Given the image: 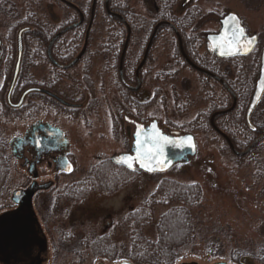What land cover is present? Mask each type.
<instances>
[{"label":"rangeland","instance_id":"1","mask_svg":"<svg viewBox=\"0 0 264 264\" xmlns=\"http://www.w3.org/2000/svg\"><path fill=\"white\" fill-rule=\"evenodd\" d=\"M65 1L74 5L79 11L81 10L83 23L80 21L82 25L75 32L73 30L65 34L62 43L64 50L69 49L68 46L71 44L75 52L81 50L83 35L91 22V15L93 17L86 55V60L90 63L84 62L76 66L73 71L67 74V79L57 87V91L62 93L64 91H74V93L79 91V94L83 92L85 95L80 103L84 108V105L87 106L91 99L86 89L89 85L94 84L90 87H92V92H95L94 100L99 102V108L96 109L97 104H95L96 106L92 107L94 109H88L87 112L84 110V117H76L77 120L54 113L50 115L43 110L42 106L40 114L34 120L31 118V107L18 112H13L8 107L6 109L5 96L16 61L15 38H17L18 32L23 28H28L30 32L39 30L41 36L45 35L47 39L62 28L68 29L66 31L72 30L68 25L78 24L81 18H77L72 7L65 5L60 0H0V9L6 11L11 4L14 8V12L11 13L12 19L8 17V11L0 14V135L6 143L5 153L8 158L6 185L0 193V213L13 207L11 193L15 190L25 189L30 185V174L27 173L28 161H21L22 158L16 157V154L12 152L16 140L24 138L23 136L31 124L35 121L48 122L61 128L70 140V150L76 163V169L72 175H56L52 168L47 167V164L38 167L42 181H53L54 188L50 196L54 197V194L59 193L58 191L64 186L82 180L89 171L88 169L98 162L101 164V161L124 152L122 142H115L110 132L111 107L114 106V109L116 108L114 114L119 117L122 124V141L124 139L128 141L127 149L132 143L134 125L138 123L147 126L155 120L158 122L160 130L166 135H193L196 155L189 157L187 163L174 164L170 170L164 173H145L144 175L138 173V177H135L124 188L116 191L114 196L102 197L97 194L100 196L98 197L95 194L91 195L88 200L86 199L82 206L77 207L78 209L69 206L63 208L69 216L73 211V215L76 213L80 217L77 222L84 229L79 231L80 227H77L75 232L86 234L85 230L99 227L97 232L100 233L101 228L105 227L109 221L115 229L114 241L126 243L128 234L124 227H120L121 219L129 208L136 210L141 207L144 204L143 201L154 192L157 181L165 178L180 184L199 185L202 190V199L191 210L194 217L195 238L193 242L179 248L178 253L182 259L195 261L198 264H207L213 260L230 263L234 253H245L247 264H259L254 259L261 247L264 246V178L259 165L243 163V161L240 163L242 165L238 166L229 154L230 152L227 153L224 148L222 137L211 132H204L202 126L192 123L198 112L208 108L210 102L224 101L227 94L212 81L208 84V89L199 84L198 74L185 68L176 56L174 52L176 38L167 31L160 36L156 35L151 42V50L148 52L150 62L143 72L144 84L141 94L145 98L142 99V102L147 103L146 107L138 106L136 108L133 106L131 109H125L118 103L119 91L112 86L114 77L107 70V64L110 62L109 55L107 58V54H110L109 45L118 46V43L123 42L126 35L125 28L107 24L104 19L105 15L109 13L105 4L106 0H96L93 12V0ZM114 1V3L125 5L129 17L127 23L132 27L131 46L128 53L130 69L132 67L131 57L136 58L138 53L144 50L142 47L145 46L148 33H150V25L153 23L152 16L158 15L163 10L165 15L163 19L167 21L172 17L173 21L182 26V29L186 23L185 17L192 22V26L182 31L184 37L197 39L196 44H199L197 51L200 56L204 51V37L209 33H216L219 29V22L227 20L231 16H236L235 18L238 19L242 27L251 35L257 34L261 40L264 39V0ZM73 19L74 21L71 22ZM24 22L31 23V25ZM16 24L19 25V28H16L14 36L10 38L9 29ZM25 33L22 34L21 40L23 58L20 69L22 80L17 84V88L20 89L19 93L23 91L22 86L26 88L31 84V78L35 80V83H44L48 75L44 64L31 65L32 59L30 58L32 56L35 58L34 54L36 53L40 54L41 46L32 41L34 38L27 43L28 38L26 40ZM181 37L183 39V35ZM139 49L141 50L139 51ZM118 51L119 49L113 52L117 54ZM207 59L206 56L205 65L209 63ZM34 62L42 63V59L39 58ZM253 62L254 59L249 56L243 61L228 60L215 65L218 73L224 74L231 85H237V79L240 82H245L244 85H246L243 89L236 90L239 97L247 96L245 99L241 98L244 107L245 104H249L254 87L256 71ZM206 66L208 67V65ZM82 79L83 84H81ZM229 100V98L226 100L227 103L230 102ZM30 102L28 105L31 104ZM45 112L48 115H45ZM240 114L238 111L235 120ZM124 115L135 123L131 126L126 124L123 120ZM232 120H234L232 117L224 119V123H220L219 127L226 135L229 133L232 138L234 137L244 146L237 151H244L249 143H246V146L244 144L248 139H244L246 136L243 125H234ZM252 121L264 127V103L255 109ZM226 135L225 137L229 140ZM256 146L260 147L261 153L254 155L256 160L254 163H262L260 160L264 159V140ZM127 151L129 152V149ZM110 169L109 165L100 166L99 174L109 176ZM118 176H116V180H118ZM168 209V206L155 207L152 220L143 228V236L146 239L155 241L154 225L159 219L158 217ZM86 216H88L87 219H85ZM56 236L57 234L51 233L52 238L55 239Z\"/></svg>","mask_w":264,"mask_h":264},{"label":"flooded vegetation","instance_id":"2","mask_svg":"<svg viewBox=\"0 0 264 264\" xmlns=\"http://www.w3.org/2000/svg\"><path fill=\"white\" fill-rule=\"evenodd\" d=\"M73 11L79 16L82 14L77 8H72ZM120 20V19H119ZM79 20L78 24L72 23L68 26H74L71 28L72 30L66 31L60 35H58L61 31H63L62 28L58 32H55L51 37L47 39V47L45 50V53L40 51V54H34L36 55L35 58L32 56L30 59L31 65H38V64H44L45 68L47 69L48 75L44 83H35V80L32 78L31 84L26 86H22V92L19 93V90L17 88L18 82L22 80L20 76L21 68H22V56H21V62H20V69L17 78L15 79L14 86L12 90H9L10 83L12 76L10 78V83L6 96H5V107H8L13 112H18L20 110H24L27 107H31V118L34 120L36 116L40 114V109L43 108L44 111L48 112V114H56L59 116L69 117V118H79L84 117L83 111L85 110L87 112L88 109H94L92 107H95L96 109L99 108V102L94 100L95 92H92V87L89 85L86 89L89 97H91L90 102L87 106L84 105V108L82 106V100L85 95L83 92L80 94L78 92L74 93L72 92H58L57 87L61 85L63 80L67 79V74H69L71 71H73L76 66H78L80 63L88 62L90 61L86 60L87 55V45L89 42V34L87 37V44L86 48L83 52V54L78 57L84 47L85 43V35L83 39V45L80 51L75 52L74 49L71 47L72 44L69 47V49L64 50L63 46V37L66 33L73 31L75 32V29L81 27L83 21ZM121 21V20H120ZM222 21V20H221ZM220 21V22H221ZM237 24L236 26L243 29V34L245 35V38H241L239 42H243L246 39H250L251 37H256V45L253 47L252 51L245 55V56H227V57H220L218 56L214 51V46L219 48L218 50H222L224 45H227V41H223L221 43L218 38H212V36H218L221 32V24L219 22V29L216 33H209L204 37V51L202 56L198 54V47L199 44H196L197 39L196 38H186L187 43L184 39H182L181 35H184L183 31H179L180 29L177 28V24L174 21L171 20H160V21H152L153 24L150 25V36L146 40V44L142 49L143 51H140L138 56L136 58L131 57L132 61V67L130 69V56H129V49L131 46V26H129V23L123 19L122 24L125 28L126 35H127V27L130 30V35L127 41V46L125 48V52L123 53V47L125 45L126 41V35L122 42V48L120 51H116L113 49L114 45H109L110 54H107V58L109 55L110 62L107 64V70L111 72V76L114 77V88H117L119 91L118 96V103L121 106H124L125 109L129 108L131 109L133 106L138 107H146L145 104L142 102V99H145L141 94L143 93V80H144V69L148 66V62H150V56L149 53L152 43L156 35L159 34V36L163 32H170L172 36L176 38V44H175V54L182 63V65L185 68H189L192 70V72H195L198 74L200 82L199 84L208 89V84L211 83V81L214 83V85H217L220 87L221 91L225 92L227 94L226 100L229 98L230 102L227 103L226 100L225 103L222 100L219 101H212L208 105V108H206L204 111L198 112L197 116L193 120V124L202 122L205 125L203 126L204 132H211L219 137H225V132L222 131V129L219 127V124L224 123V119H228L233 116V118L237 115V112L240 110L239 105L241 98L245 99L247 96L239 97V95L236 93V90L243 89L245 82H240L239 79L237 85L230 84L226 80V76L223 74L218 73V69L215 68V65H218L221 62H226L228 60L234 61V60H240L243 61L245 58H248L249 56H252L254 59L253 66L255 67L256 75H255V82L254 87L252 90V94L254 92V88L256 86L257 78L260 71V59H261V51L264 43V39L261 40V37L257 34H250L245 28L242 27L238 19H236ZM81 23V24H79ZM192 23V22H191ZM188 24V26H192ZM188 27V28H189ZM154 33V35H153ZM58 35V36H57ZM153 35V36H152ZM50 36V35H49ZM56 36V37H55ZM150 45H149V43ZM236 43V42H235ZM63 45V46H62ZM149 46V47H148ZM258 47L259 49H257ZM187 48V50L185 49ZM237 50L235 53H237L241 49V45L236 48ZM259 50V51H258ZM112 51V52H111ZM133 53V52H132ZM130 53L131 55H133ZM23 55V51H22ZM111 55V56H110ZM206 56L208 57V62L206 65L204 64V60L206 59ZM122 57V59H121ZM42 59V63L34 62L37 59ZM134 59V60H133ZM34 60V61H33ZM13 71V70H12ZM22 74V73H21ZM243 74V73H241ZM87 79V77H86ZM88 80V79H87ZM83 84L84 81L82 79L81 81ZM90 82V81H89ZM241 84L243 85L241 87ZM94 85V84H93ZM92 85V86H93ZM237 86V87H236ZM30 89L31 93L26 95L24 99L22 100V103L20 107L16 108L13 107V105H16L20 100L21 95L27 90ZM264 89V88H263ZM33 90V91H32ZM77 91V90H76ZM9 93V95H8ZM251 94V96H252ZM9 96V102L8 103V97ZM250 96V97H251ZM251 99V98H250ZM29 101H31L29 103ZM264 103V90L263 94L257 104V106L254 108L251 116H250V125L248 126L245 123V126L247 127L248 131L252 132L256 136L253 138V142L246 148V150L251 149L252 147L256 146L260 141L264 140V127L263 131H257L256 126L254 125L252 121L253 113L255 112V109L259 108ZM28 105V106H27ZM119 105V106H120ZM229 105V106H228ZM248 105V103H247ZM245 104V107L242 106L244 114H242V118L245 120L246 115V109L247 106ZM42 106V108H41ZM116 109V108H115ZM114 106L111 107L112 114L110 116V127H111V136L112 139L115 142H122V147L124 149V152H121L120 154L114 155L112 157H117L119 155H129L132 156V151L134 149L133 145V132L132 134V143L130 145L129 152L127 151V140L124 139L122 141L121 138V132H122V124L120 123L119 117H116L114 114ZM239 109V110H238ZM238 110V111H237ZM45 112V115H48ZM20 113V112H19ZM240 113H242L240 111ZM241 115V114H240ZM119 119V120H118ZM74 120V119H73ZM80 120V119H78ZM123 120L126 124L131 126V124L135 123L131 118L124 115ZM153 122L158 124L157 121L153 120L151 123H149L147 126H142L141 124L136 123L134 126L136 128V125H140L143 127V129H146L149 127ZM208 122V125L210 127V130L207 129L206 123ZM159 128V126L157 125ZM200 128V127H199ZM160 129V128H159ZM201 131V128L199 129ZM191 135V134H190ZM193 136V135H192ZM227 136V135H226ZM26 141L25 143H28L31 139V144H28L27 146H23L21 150L18 152V149H13V154H16V157L22 158L21 161L25 162L28 161V166L31 164V174L29 178L31 179V217L28 214H24L23 211L20 210L19 206L13 205L12 208L3 211L0 213V227L1 225L4 227H8L10 223L12 222V227L16 228L19 231L16 235V241L13 246L9 248L8 245H6L8 248H3V252L0 254V264H156L152 263L150 261H147L145 263H140L138 261H135L131 258V247H130V235L129 230H127V242H116L114 241V231L113 227L110 225L109 221L108 224L105 227L101 228V232L98 233L99 227H91L89 230H85L87 233L81 234L82 232H75L77 231V227H80L79 231H82V226L79 224L78 217L75 213L73 215V211L71 212V215L69 216L66 211H64L63 208H67L68 206L71 208H77L82 206L83 203L86 202V199L88 200L91 195H95L100 197L97 194H100L102 197H109L114 196V193L116 192H109V191H103L97 187L98 182L97 181H91V179L83 178L82 180L72 182L64 188L60 189L58 191L59 193L54 194V197L50 196L51 191H53L54 183L53 181H42V178L38 172V167L42 166L44 164H47L48 168H52L54 174L56 175H62V176H70L74 173L76 169V163L73 160L74 157L72 156L71 144L70 140L67 137V134L61 130V128H58L57 126H53L52 124L48 122H41V121H35L31 126L28 128V131L25 132L23 136ZM19 139V138H18ZM224 139V138H223ZM225 140V139H224ZM41 141V142H40ZM30 143V142H29ZM252 146V147H251ZM244 150V151H246ZM244 151H237L240 153H243ZM250 151V150H249ZM248 153V152H247ZM246 153V154H247ZM245 154V155H246ZM244 155V156H245ZM241 156V157H244ZM70 165L69 172L67 171L66 162ZM106 161L109 162V164L113 167L116 166L117 168L130 172V173H141L145 174L144 172L139 170V167L134 163L133 164V170L130 171L126 168H124L121 165H116L111 161V157L108 158ZM112 163V164H111ZM98 162L96 165H99ZM95 165V166H96ZM93 167V166H92ZM86 176H88L92 168L88 169ZM42 181V182H41ZM30 186V185H29ZM28 186V187H29ZM27 187V188H28ZM97 187V188H96ZM106 186H104V189ZM20 189V190H26ZM44 193L47 196H44ZM47 193V194H46ZM45 197V198H43ZM39 200V201H38ZM85 200V201H84ZM62 207V208H61ZM78 209V208H77ZM76 209V210H77ZM19 210L18 213H15L14 219H6L4 214L13 213L15 211ZM133 209L129 208L128 212L125 213L124 217L131 213ZM78 212V211H77ZM17 217V218H16ZM88 216L85 217L87 219ZM123 217V218H124ZM122 218V219H123ZM90 220L92 218H89ZM7 221V222H5ZM9 228L8 230L12 229ZM51 229H50V228ZM120 227H124L122 220L120 222ZM125 228V227H124ZM6 229V228H2ZM84 229V228H83ZM50 230V231H49ZM95 230V231H94ZM57 234L56 238L51 237V233ZM3 232L0 233V239L4 238ZM18 238V240H17ZM53 239V240H52ZM236 261L230 260V263L227 264H247L243 261V257L240 255L236 256ZM222 263V261H216L213 260L210 263L207 264H218ZM158 264H198L195 261H186L185 259L181 258V255L177 252L175 257L171 260H168L167 262H162Z\"/></svg>","mask_w":264,"mask_h":264},{"label":"trees","instance_id":"3","mask_svg":"<svg viewBox=\"0 0 264 264\" xmlns=\"http://www.w3.org/2000/svg\"><path fill=\"white\" fill-rule=\"evenodd\" d=\"M114 0H108L107 8L109 13L104 14L106 17L104 18L107 22V24H110L111 26H118L120 28L123 27L122 22L115 17V15L121 16L125 22L128 21V13L125 5H120L118 3H114ZM98 3V2H97ZM91 4V2H90ZM89 4V6H90ZM9 16L11 19L13 18L11 16L12 11L14 12V8L11 4L9 5L8 10ZM3 9H0V14H4L6 12ZM81 12V10H80ZM164 12V10H163ZM163 12H160L158 15L152 16V21L155 22L164 20L163 17L165 16ZM127 14V18H126ZM152 15L154 13H151ZM79 16H77L78 18ZM186 20V23L183 25V29L188 28V24L191 23V21L187 20V17L184 18ZM168 20L173 21L172 17H170ZM71 21V20H70ZM74 19L71 21L73 22ZM70 22V23H71ZM177 24V28H179L182 33V26L178 25L176 21H174ZM26 24L31 25V23L24 22ZM23 23V24H24ZM22 24V25H23ZM153 24V23H152ZM150 25V24H149ZM16 28H19V25H13L9 29V34L11 33L10 38L14 36V33L16 31ZM79 28L75 29L78 30ZM121 33V31H120ZM151 33V32H150ZM150 33H148V37L150 36ZM49 34V33H48ZM47 34V36H48ZM27 43L34 38V40L41 46L39 49L43 53H45L46 47H47V39L44 35L41 36V32L38 31H32L25 33ZM123 37V36H120ZM30 39V40H29ZM183 39L186 41V37L183 35ZM122 42L118 43L117 45H114L113 49L117 50L121 49ZM38 48V47H37ZM187 50V48H185ZM151 50V49H150ZM240 101L239 105V111L243 112L242 106H244L243 103ZM7 109V107H6ZM237 110V111H238ZM11 112V111H9ZM233 118V116L231 115ZM230 117V118H231ZM237 116H235L232 120L234 125L241 124L244 128V139H248L247 142L245 141V146L249 143V145L253 142V138L256 136L252 132L248 131L247 127L245 126L244 119L242 118V113L238 117V119L235 120ZM242 119V120H241ZM207 129L210 130V127L208 125V122H205ZM243 123V124H242ZM195 124H199L200 126H204L205 124L202 122H198ZM255 126L257 124H254ZM262 126V125H261ZM261 126H256L257 131H263V128ZM203 129V128H202ZM227 137L229 138V142L233 145L234 149L237 151L239 148L244 147L241 142H237L234 137L232 138L229 133H227ZM224 142V148H226L227 153H229L233 160L236 162L238 166L242 165L240 163L248 162L250 164H257L259 165V168L262 172V176L264 178V159L260 160L261 162L254 163L255 156L259 155L261 153L260 147L254 146L250 149V151L244 156V157H237L235 156L232 151L230 150L227 142L223 139ZM247 143V144H246ZM248 145V146H249ZM248 146L246 148H248ZM246 150V149H245ZM6 143H4L1 135H0V193L5 188L6 185V177L8 176V168L6 167V162L8 161V158L6 156ZM255 155V156H254ZM4 164V166H2ZM109 165L111 168L109 172L111 173L109 176H104V174H99V167ZM90 174L88 176L85 175L84 178L91 179L94 182H98L99 189L103 191H109V192H116L120 190L121 188H124L125 185H127L129 182H131L135 177H138V173H130L124 170H121L119 168H115L110 166L108 161H101V164L93 166L92 170L89 172ZM118 176V180L116 176ZM104 186H106L104 189ZM96 187V188H97ZM154 192L148 197L144 202V204L136 208V210H133L131 213L126 215L122 220L123 226L128 228L129 230V237H130V247L131 249V258L135 261H138L140 263H145L147 261H150L152 263H162L167 262L168 260H171L175 257L176 253L179 251L180 247H183L184 245L189 244L190 242L194 241L195 236V229H194V220H193V214L191 210L198 205L200 200L202 199V190L199 187V185L195 184H180L174 180L170 179H161L157 181V185L155 186ZM158 206H168L169 209L164 212L159 219L157 220L155 227V233L156 238L155 241H150L149 239H146V237L143 236V228L150 223L153 217V212L155 207ZM260 251V253H259ZM258 251V254L255 256V260L259 264H264V246L261 247V250ZM241 255L243 258V261L248 263V260H246L245 253H234V256L232 258L233 261H236V256ZM253 257V256H252Z\"/></svg>","mask_w":264,"mask_h":264},{"label":"water","instance_id":"4","mask_svg":"<svg viewBox=\"0 0 264 264\" xmlns=\"http://www.w3.org/2000/svg\"><path fill=\"white\" fill-rule=\"evenodd\" d=\"M61 2H63L65 5L69 6V7H74V5L66 2L65 0H60ZM94 3H96V0H93V4H92V12L94 9ZM106 7L108 4V0H106ZM75 8V7H74ZM92 14V13H91ZM90 14V15H91ZM121 21H123V19L120 16H117ZM232 17H229V19L227 20H222L220 22L221 24V32L218 36H212V38H218V40L223 43V41H227V45H224L222 50H218L219 48H217L216 46H214V52L220 56V57H227V56H245L247 54H249L253 47H255L256 45V37H251L250 39H246L244 40L242 43H235L236 40H240L241 38H245V35L240 34V29L236 26L237 21L236 19L233 20ZM81 21H82V16L80 15ZM92 15H91V22H92ZM91 22L90 24H88V29L86 30L85 33V43H84V47L83 50L81 52V54L78 56L80 57L85 48H86V44H87V37L89 34V30L91 27ZM76 26V25H74ZM74 26L70 27L73 28ZM65 29L63 31H61L58 35L66 32ZM243 30V29H242ZM29 31L28 28H23L21 29L18 34H17V38L16 39V46H17V55H16V61L14 64V68H13V73H12V79L10 80V87H9V92L10 90H12L14 83H15V79L18 76L19 73V69H20V62H21V56H22V34ZM57 35V36H58ZM130 35V30L127 27V35H126V41H125V45L123 47V52H122V57H123V53L125 52V48L127 46V41ZM154 35V33H153ZM152 35V36H153ZM56 37V36H55ZM251 42V43H249ZM149 43V42H148ZM150 45V43H149ZM241 45V49L235 53V51L237 50L236 48H238ZM149 47V46H148ZM121 57V59H122ZM264 88V43H263V47H262V51H261V59H260V71H259V75L257 78V82H256V86L254 88V92L251 96L249 105L246 109V115H245V122L248 126L250 125V116L254 110V108L257 106L262 94H263V89ZM33 91V90H32ZM29 93H31L30 89H27L20 97V100H18L19 102L16 105H13V107H20L22 100L24 99V97L26 95H28ZM9 95V93H8ZM8 97V103L9 102V96ZM158 137H166L167 140L163 141L161 140L158 144L156 143ZM225 139V142H227L228 146L230 147L232 153L235 156H244L250 149L244 151L243 153H238L235 152L234 148L232 147L231 143L228 142L229 140L226 137H223ZM133 151H132V156L129 155H119L117 157H112L111 161L116 164V165H121L124 168L132 171L133 167H129V163L133 164L135 163L138 167L139 170L145 173H149V174H154V173H164L166 171H168L173 164L178 163V162H186L188 160L189 157H194L195 153H196V144L194 137L192 135L186 134L183 136H169L166 135L164 133H162V131L157 127L156 123L153 122L149 127H147L146 129H143L142 126L140 125H136L135 128V132L133 134ZM24 141H26L25 138H20L16 140V143L14 144V147L16 149H18V152L21 150V148L23 146H27L28 144H31V139H30V143H25ZM137 141H139L140 143L138 144ZM41 142V141H40ZM252 147V146H251ZM143 152V153H159L154 160H148L144 157H141L140 159H136V157L138 156V153ZM13 153V152H12ZM66 162V167L68 168L67 171L69 172L70 165L69 163L65 160ZM143 164V166H142ZM151 169V170H150ZM31 174V164L28 168V172ZM11 204L19 206L20 210L24 212V214H28L31 217V184L30 186L26 189V190H15L13 193H11ZM19 210L13 212V213H8V214H4V216L6 217V219H14L15 218V213H18ZM2 218V217H0ZM17 218V217H16ZM7 222V221H5ZM12 222L10 223V225L7 227H4L1 225L0 227V233L3 232V236L4 238L0 239V254L3 252V248H8L6 245L9 246V248L11 246H13L16 241V235L18 236V230L14 227H12ZM11 230H8L9 228H11ZM2 228H6V229H2ZM18 240V238H17ZM19 241V240H18ZM218 264H227V263H218Z\"/></svg>","mask_w":264,"mask_h":264},{"label":"snow or ice","instance_id":"5","mask_svg":"<svg viewBox=\"0 0 264 264\" xmlns=\"http://www.w3.org/2000/svg\"><path fill=\"white\" fill-rule=\"evenodd\" d=\"M232 19L235 20L236 18L233 17ZM239 31H240V34H242L243 30L240 29ZM236 43H239V40H238V39L236 40ZM249 43H251V42H249ZM161 140L166 141L167 138H166V137H158L156 143L158 144ZM137 143L139 144L140 142L137 141ZM158 154H159V153H143V152H140V153H138V156L136 157V159H140L141 157H144V158H146V159H148V160L151 161V160H154L155 157H156ZM128 166H129V167H132V164L129 163ZM142 166H143V164H142ZM150 170H151V169H150Z\"/></svg>","mask_w":264,"mask_h":264}]
</instances>
